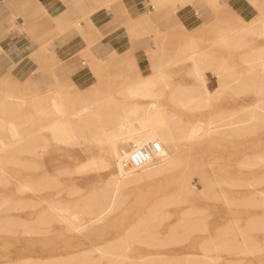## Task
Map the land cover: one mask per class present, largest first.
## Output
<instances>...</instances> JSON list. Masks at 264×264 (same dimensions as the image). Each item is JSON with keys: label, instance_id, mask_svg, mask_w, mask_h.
Here are the masks:
<instances>
[{"label": "rangeland", "instance_id": "1", "mask_svg": "<svg viewBox=\"0 0 264 264\" xmlns=\"http://www.w3.org/2000/svg\"><path fill=\"white\" fill-rule=\"evenodd\" d=\"M151 3V69L77 101L1 86L0 264H264V0ZM153 73L140 140L92 146ZM154 142L123 165L122 148Z\"/></svg>", "mask_w": 264, "mask_h": 264}, {"label": "crops", "instance_id": "2", "mask_svg": "<svg viewBox=\"0 0 264 264\" xmlns=\"http://www.w3.org/2000/svg\"><path fill=\"white\" fill-rule=\"evenodd\" d=\"M157 1L161 6L168 2ZM147 2L0 0V88L6 83L26 89L29 98L55 93L77 101L104 86L121 85L120 81L130 76L132 69L142 73L151 69L155 61L151 56L154 51L151 38L158 37L162 29L152 28L145 12H152V19L164 13L151 11L154 6L151 8V1ZM189 18V13H185L184 20ZM160 76L153 73L124 88L128 102L117 117H123L131 109L142 116L132 122L137 135L115 143L140 140L148 111L160 106L161 89L156 88ZM58 102L59 116H68L66 111L61 113L65 110L63 100ZM96 169L100 173L111 171V161L106 171Z\"/></svg>", "mask_w": 264, "mask_h": 264}, {"label": "bare ground", "instance_id": "3", "mask_svg": "<svg viewBox=\"0 0 264 264\" xmlns=\"http://www.w3.org/2000/svg\"><path fill=\"white\" fill-rule=\"evenodd\" d=\"M151 1V0H150ZM147 4H149L147 2ZM150 4L152 6H154L151 2ZM263 17V16H262ZM235 42V41H234ZM197 71V70H196ZM198 73V72H197ZM229 75V74H228ZM127 93V92H126ZM150 95V94H149ZM129 96V95H128ZM130 97V96H129ZM157 98V97H156ZM140 110V109H139ZM143 114V113H142ZM142 115L140 114V112H138L136 109H131L129 110L123 117L120 118V122L115 125L112 129L108 130L107 132H102V133H99V134H95L93 135L92 139H91V143H92V146L93 145H97L100 146L99 148H101L102 146H106L109 147V144L110 143H115L116 141L118 140H123V139H128V138H132L134 137L135 135H137V130L134 128V126L132 125V122L133 121H136L138 120ZM144 116V115H143ZM155 121L153 116H150L148 119H147V122L148 121ZM60 122V121H59ZM145 123L146 121L144 122V126H145ZM157 124V123H156ZM155 125V124H154ZM160 125V124H159ZM157 126V125H156ZM167 129V128H166ZM51 132L58 136V140L59 141H63V142H66V141H70V140H73L76 136L73 135V133H71L69 130L65 129L64 127H62L61 125H53L51 128H50ZM71 130V129H70ZM155 134V133H154ZM146 136V135H145ZM147 137V136H146ZM78 141V140H77ZM106 143H105V142ZM90 142V141H89ZM90 143V144H91ZM61 144V143H60ZM65 143H63L62 145H64ZM111 144V145H113ZM110 145V147H111ZM96 147V148H97ZM113 148H114V145H113ZM101 151V150H100ZM45 152V155L47 153V150H44ZM43 153V151H42ZM101 153V152H100ZM41 154V152H40ZM44 155V156H45ZM109 155V154H108ZM263 162V160H262ZM96 168H98L100 170V167H101V164L102 161L100 160H96V161H93L92 163ZM113 173H116V172H113ZM111 177V176H110ZM110 178L108 177V180ZM106 180V179H105ZM34 193V192H33ZM4 204V203H3ZM2 204V205H3ZM73 209V208H72ZM57 215V214H56ZM60 215V214H59ZM39 216V215H38ZM55 216V215H54ZM89 218V217H88ZM50 222V221H49ZM241 241V239H240ZM101 248V247H100ZM99 250V249H98ZM87 260V259H86Z\"/></svg>", "mask_w": 264, "mask_h": 264}, {"label": "built area", "instance_id": "4", "mask_svg": "<svg viewBox=\"0 0 264 264\" xmlns=\"http://www.w3.org/2000/svg\"><path fill=\"white\" fill-rule=\"evenodd\" d=\"M146 1L149 3V0ZM149 6L153 7L152 5ZM151 151L152 153L144 145L133 144L120 150V159L126 168L138 169L146 164L153 154L159 153L160 146L154 142L151 144Z\"/></svg>", "mask_w": 264, "mask_h": 264}]
</instances>
